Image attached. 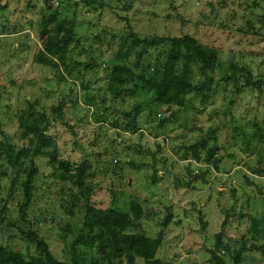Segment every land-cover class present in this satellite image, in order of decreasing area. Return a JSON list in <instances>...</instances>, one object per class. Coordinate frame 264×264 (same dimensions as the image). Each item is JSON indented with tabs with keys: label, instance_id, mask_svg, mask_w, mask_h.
<instances>
[{
	"label": "rangeland",
	"instance_id": "374dc122",
	"mask_svg": "<svg viewBox=\"0 0 264 264\" xmlns=\"http://www.w3.org/2000/svg\"><path fill=\"white\" fill-rule=\"evenodd\" d=\"M56 1L0 0V145H25L19 118L30 105L50 116L48 135L57 145L54 161L35 159L39 173L25 217L24 176L14 182L16 171L0 155V205L6 207L0 246L27 259L70 263L76 255L102 264L99 241L90 243L96 231L83 227L86 208L127 211L137 198L145 210L137 228L148 237H157L168 212L173 216L156 255L161 264H214L219 233L223 247L216 252L225 264H264V0H101L96 9L81 0H58L54 7ZM53 8L76 21L80 42L72 44L63 81L35 60L44 49L39 21ZM125 30L150 39L190 36L214 50L218 69L192 68L194 84L211 86L209 97L192 96L183 109L150 108L151 94L139 91L114 101L106 89L115 63L110 51L118 50ZM163 49L148 48L141 63L163 60ZM233 66L250 74L252 87L240 95L234 91L246 74L223 81ZM63 100L55 121L51 109ZM139 102L137 130L125 129L130 121L121 112ZM201 143L219 146L217 169L194 162L191 152L184 157L197 144L204 158ZM18 227L36 232L47 250Z\"/></svg>",
	"mask_w": 264,
	"mask_h": 264
},
{
	"label": "trees",
	"instance_id": "16d2710c",
	"mask_svg": "<svg viewBox=\"0 0 264 264\" xmlns=\"http://www.w3.org/2000/svg\"><path fill=\"white\" fill-rule=\"evenodd\" d=\"M59 1L61 2V0ZM59 1L58 5L54 7L59 6ZM100 1L81 0L80 2L87 7L96 9L97 7H103ZM53 9L55 10L53 13L43 14L39 21L40 38L44 49L38 52L35 60L38 64L58 72L59 79L63 81L65 79L63 73L68 71L71 64L69 54L72 44L78 46L80 42L76 40V21L62 17L58 12V8ZM118 47L115 53L110 51V56H112L115 63L107 77L106 88L114 101L124 102L126 97H136L141 92L146 95L151 94L150 101L147 104L150 108L156 104L160 107L168 106L169 109H183L191 104L194 97H209L208 93L211 91V86L205 88L208 84H194L192 68L194 65H200L203 69L209 70L213 66L218 69L220 65L219 58L214 50L201 46L196 39L190 36L141 38L132 31L125 30L121 35ZM153 47L165 48L163 49L164 59H158L156 64L146 66L140 60H143L148 48ZM131 57L134 60H130ZM61 69L62 71H60ZM241 74H246V83L235 89V95H240L247 88L252 87L249 72L243 68L233 66L230 68V73L226 72L223 77V81H235L239 79ZM253 85L260 87V82ZM63 107L64 100L59 106L52 107L51 118L53 120L61 119ZM141 110L142 105L139 102L131 110L121 112H124V116L130 121L125 129L137 130V117ZM19 122L21 137L26 141L25 145L16 148L7 143L1 144L0 146L3 147H1L0 155L4 154L8 166L16 171L17 177L14 182H17L18 179L21 180L24 176V182L22 183L24 201L21 204L20 211L22 217H25L33 199L34 183L39 173L35 159L48 156L54 161L57 158V145L55 140L48 135L51 120L50 116L44 111H37L30 105L20 115ZM199 146L206 150L204 158L199 152L197 144L187 148L184 157H187L188 153L191 152L194 162H202L217 169L219 159L215 155L219 150V146L208 148L206 143H201ZM83 171L85 172V169ZM85 178L86 176L82 175L80 181L83 182ZM5 216L6 207L0 205V227L5 222ZM144 217L143 204L137 198L130 201L127 211L103 210L91 206L86 208L83 227L91 233L96 231V234L90 238V243L99 241L100 253L104 259L102 264H116L117 262L121 263L122 260H125L126 264H135L137 258L143 259L145 264H161L156 255L163 244L164 232L170 225L173 216L168 212L160 223V232L156 238L148 237L142 229L137 228V224ZM227 223L228 217L223 227ZM18 229L23 237L32 242L36 241L39 249L47 250V244L38 240L36 232L29 228L24 230L18 227ZM134 229H137V232H133ZM216 238V247L211 251L212 261L214 264H225L216 252V250L223 247L220 239L221 233L217 234ZM79 239L84 244L89 243L88 236H79ZM71 247L73 249L74 244ZM75 256L73 255L70 263L41 257L27 259L17 250L0 246V264H99L97 262L84 263Z\"/></svg>",
	"mask_w": 264,
	"mask_h": 264
},
{
	"label": "water",
	"instance_id": "95a60500",
	"mask_svg": "<svg viewBox=\"0 0 264 264\" xmlns=\"http://www.w3.org/2000/svg\"><path fill=\"white\" fill-rule=\"evenodd\" d=\"M258 193H259V194H262V192H261V190H260V189L258 190Z\"/></svg>",
	"mask_w": 264,
	"mask_h": 264
},
{
	"label": "built area",
	"instance_id": "2783aa9c",
	"mask_svg": "<svg viewBox=\"0 0 264 264\" xmlns=\"http://www.w3.org/2000/svg\"><path fill=\"white\" fill-rule=\"evenodd\" d=\"M58 5V2L56 1V6Z\"/></svg>",
	"mask_w": 264,
	"mask_h": 264
}]
</instances>
